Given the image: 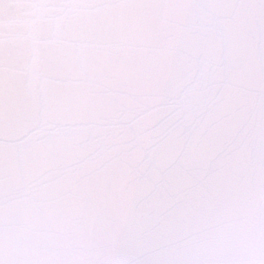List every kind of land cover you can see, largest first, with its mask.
<instances>
[{
	"label": "snow or ice",
	"instance_id": "1",
	"mask_svg": "<svg viewBox=\"0 0 264 264\" xmlns=\"http://www.w3.org/2000/svg\"><path fill=\"white\" fill-rule=\"evenodd\" d=\"M0 264H264V0H0Z\"/></svg>",
	"mask_w": 264,
	"mask_h": 264
}]
</instances>
